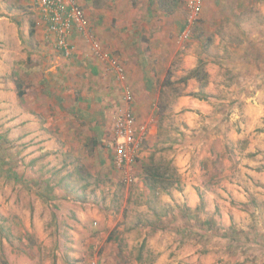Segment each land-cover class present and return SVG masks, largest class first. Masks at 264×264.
I'll use <instances>...</instances> for the list:
<instances>
[{"label": "rangeland", "instance_id": "374dc122", "mask_svg": "<svg viewBox=\"0 0 264 264\" xmlns=\"http://www.w3.org/2000/svg\"><path fill=\"white\" fill-rule=\"evenodd\" d=\"M82 1L97 25L112 27V39L134 37L137 57L123 65L143 134L136 174L124 180L110 133L96 143L84 135L88 121L64 139L46 113L24 127L33 95L17 92L35 87L21 70L1 71L0 264H155L162 254L167 262L181 230L171 232L185 225L188 242L198 233L208 252L237 247L239 261L264 264V75L252 76L263 62L248 49V38L264 33V8L241 16L222 9L223 17L215 0H203L190 22L187 0L172 14L157 0ZM252 24L260 29L248 31ZM201 63L204 85L181 80ZM151 159L171 170L173 187L145 184ZM191 194L197 206L188 205Z\"/></svg>", "mask_w": 264, "mask_h": 264}, {"label": "crops", "instance_id": "0c3cea01", "mask_svg": "<svg viewBox=\"0 0 264 264\" xmlns=\"http://www.w3.org/2000/svg\"><path fill=\"white\" fill-rule=\"evenodd\" d=\"M78 2L87 10L92 27L97 31L105 48L122 63H125L124 59H127V62L133 61L137 57L134 37L128 36V39L123 37L125 43L112 39L111 26L105 27L104 23H101V26L97 25L96 15L91 14L84 1L78 0ZM260 6L264 8V0H215L214 10L217 15L223 17L229 15L222 14V9L241 16L251 8L252 12H258ZM103 13L102 10L99 12L100 15ZM254 25H247L248 31L260 29V26ZM132 29L133 27L130 26V31ZM262 33L255 32L254 40L248 38L249 54L255 58L258 57L257 66L260 61L263 62V70L255 67L252 76L254 73L264 75V33ZM123 34L120 32L119 35H115V38L122 37ZM117 39L120 40V38ZM77 44L76 53L70 58L65 57L55 48L53 41L47 38L46 24L42 15L38 9L31 6L29 0H0V73L11 69L14 73L21 70L26 82L35 87L31 92L29 90L24 94V96L33 95L30 99L32 106L25 107L23 111L24 119L27 121L24 127H36L41 120L39 113H42L41 115L46 113L49 117L46 118L50 122L49 125L59 126V131L64 130L62 136L64 139L67 133L79 134L82 131L80 130L81 122L88 121L89 130L84 135L93 136L96 143H100V139L105 134L110 133L111 137L113 136V113L120 105L118 104L120 103L119 88H123V84L118 83L119 81L112 76L106 62L97 60L91 54L89 45L82 41H78ZM138 52L141 53V51ZM142 55H144L143 51ZM251 56H249V62ZM128 72L131 76L130 70ZM256 77L261 78L262 75L257 74ZM42 102L46 105L41 106ZM53 113L56 114L55 120H53ZM186 193L188 196L190 191ZM194 196L191 194V199H187L190 207L197 206L198 201L194 199ZM179 230H181L179 245L175 244L172 248L174 253L171 259L164 262L165 258L162 254L155 264H237L239 261L237 247H218L216 250L212 249L211 253L206 250L209 244L204 237L197 233L198 240L188 242L190 227L186 225L184 229L174 227L171 233L177 234ZM199 231L206 232L202 229ZM73 232L78 233V230L75 229ZM177 245L178 250H176ZM76 257H79V254ZM180 257H183L182 261L178 262ZM240 261L238 264H250Z\"/></svg>", "mask_w": 264, "mask_h": 264}, {"label": "built area", "instance_id": "2783aa9c", "mask_svg": "<svg viewBox=\"0 0 264 264\" xmlns=\"http://www.w3.org/2000/svg\"><path fill=\"white\" fill-rule=\"evenodd\" d=\"M32 7L39 10L46 24L47 38L65 57H72L77 51V42L89 45L91 54L107 63L116 79L123 84L124 94L120 106L113 113L112 149L113 161L124 171V180L130 182L135 177V164L143 146V134L137 130V117L133 110V97L126 85L125 66L109 52L94 31L87 10L78 0H29ZM189 21H195L200 13L203 0H187ZM185 28L183 36L189 35Z\"/></svg>", "mask_w": 264, "mask_h": 264}, {"label": "trees", "instance_id": "16d2710c", "mask_svg": "<svg viewBox=\"0 0 264 264\" xmlns=\"http://www.w3.org/2000/svg\"><path fill=\"white\" fill-rule=\"evenodd\" d=\"M183 0H157L161 9L167 14L174 13L181 5ZM208 73L206 72L203 64H199L195 68L191 69L189 73L182 77V81H186L189 78H196L203 85L207 82ZM180 80V81H181ZM173 83V82H172ZM166 85V83L164 84ZM18 96L22 97L25 94V91L19 89ZM201 98H204V95L200 94ZM199 95V96H200ZM162 109V108H161ZM144 180L145 184L150 189H163L168 190L173 187L175 183L174 174H171V170L168 167H164L162 164L156 163L153 159L149 163L143 166ZM113 233L109 235V239H112ZM142 259V256H141Z\"/></svg>", "mask_w": 264, "mask_h": 264}]
</instances>
